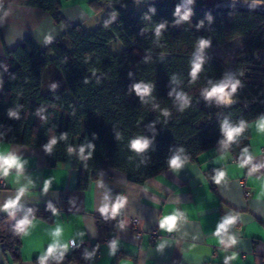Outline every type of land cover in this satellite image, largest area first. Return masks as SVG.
<instances>
[{
	"label": "trees",
	"instance_id": "obj_1",
	"mask_svg": "<svg viewBox=\"0 0 264 264\" xmlns=\"http://www.w3.org/2000/svg\"><path fill=\"white\" fill-rule=\"evenodd\" d=\"M62 1L69 0H0V23L7 8L18 5L41 9L55 24L66 28L61 39L45 48L26 38L0 56V140L41 148L49 167L69 160L77 170L78 189H86L101 170L107 169L121 171L129 181L144 184L169 170L167 161L180 148L187 162H196L201 153L220 144L225 139L221 131L225 118L238 125L241 119L250 124L264 116L262 84L250 78L259 69L241 57L244 52L264 47V9L194 0L189 6L193 11L190 19L176 23L175 8L184 0H89L94 12L101 11L104 4L107 7L99 24L87 30L64 19ZM161 23L165 27L158 37L155 28ZM235 37L246 38L247 44L244 51L235 53L233 63L226 65L211 55ZM201 38L210 39L211 44L204 50L205 63L193 80L191 62ZM112 41L122 43L120 52L110 50ZM47 67L60 75L59 88L48 90L43 85ZM226 74L241 81L233 97L237 101L225 106L206 100L202 92L209 87L208 81L216 83ZM137 83L152 88L143 100L134 90ZM181 92L189 97L183 109L177 101ZM251 96L259 102L244 107L243 97ZM10 110L18 112L19 119L10 117ZM62 135L66 139H60ZM139 135L151 141L142 154L128 147ZM53 137L57 144L47 153L44 145ZM85 144L93 145L92 157L86 162L79 158V148ZM69 147L74 149L71 154ZM245 147L250 153L249 127L228 149L239 161ZM88 151L85 148V155ZM110 193L113 198L118 195ZM51 213L47 208H34L36 218L46 221L51 220ZM122 219L123 208L116 219L96 216L98 239L106 238L110 243ZM13 224L8 215L0 217V243L10 264H22V234H16ZM124 254L118 249L116 258ZM38 260L34 258L32 263L38 264ZM60 264L94 262L86 259L77 245Z\"/></svg>",
	"mask_w": 264,
	"mask_h": 264
},
{
	"label": "crops",
	"instance_id": "obj_2",
	"mask_svg": "<svg viewBox=\"0 0 264 264\" xmlns=\"http://www.w3.org/2000/svg\"><path fill=\"white\" fill-rule=\"evenodd\" d=\"M106 7L104 4L101 11L94 12L89 0H69L62 1L61 13L72 25L85 27L92 21L97 26ZM65 32L66 28L55 24L45 11L11 5L0 23V56L26 38L45 48ZM46 36L52 37L50 42H45ZM61 83L60 75L52 67L43 70L46 89H55ZM259 119L249 124L250 154L254 159L248 169L240 167L239 161L220 143L201 153L196 162H186L178 171L169 169L144 184L129 181L121 171L107 169L101 170L84 190L77 188V170L69 160L49 167L41 148L0 140V153L12 152L27 161L20 176L15 169L8 176L0 173V205L30 180L34 186L23 197L25 208H47L51 202L59 213H51L50 221L36 218L29 234L21 235L22 264H33L32 260L39 258L52 243L51 233L57 226L63 229V242L74 240L75 245L94 246L98 239L94 219L101 216L98 209L105 191L126 197L122 219L126 226L123 230L118 226L115 237L118 249L125 254L120 258L110 255L109 243L104 242L99 245L101 256L94 264H224L226 256L234 257L229 264H264V167L251 171L253 165L264 164V133L255 127ZM218 168L227 172V182L219 185L212 179ZM47 179L52 184L45 193L43 184ZM177 210L184 215L177 218L173 230H161L159 221ZM228 212L238 217L231 226L238 244L225 249L214 231ZM6 215L0 211V217ZM133 220L137 221L136 227L132 226ZM154 228L157 235L151 238L149 232ZM137 231L141 232L139 238L135 237ZM77 232L84 236H77ZM165 240L164 248L159 249V243ZM74 248L70 246L65 256L71 255ZM0 264H10L1 243Z\"/></svg>",
	"mask_w": 264,
	"mask_h": 264
},
{
	"label": "clouds",
	"instance_id": "obj_3",
	"mask_svg": "<svg viewBox=\"0 0 264 264\" xmlns=\"http://www.w3.org/2000/svg\"><path fill=\"white\" fill-rule=\"evenodd\" d=\"M257 3L264 2V0H256ZM194 3V0H184V2L178 5L175 8L174 15L178 18L176 23H180L182 21H188L190 17L193 15L192 8L189 7ZM149 11L155 12V8H150ZM113 18H115V13L112 14ZM207 18L211 20V15L206 14ZM110 23V21L106 22ZM202 23V22H201ZM165 25L163 23L159 24L156 28V34L159 37L161 29H163ZM52 39L51 36L45 37V42H50ZM211 40L201 38L197 41L196 52L194 53V59L191 62V77L193 80L197 78V74L202 70V66L205 63L206 57L204 56V50L210 47ZM176 80V77L173 76V81ZM209 87L203 89L202 94L204 95L206 100L215 102L218 105H230L233 103V97L236 94L237 90L242 86L241 81L235 78L234 75L226 74L224 79L213 83L211 80L208 81ZM55 87V85H53ZM134 90L136 94L141 97L143 100L145 97L149 96L152 88L148 84L137 83L134 86ZM177 101L180 103L181 109L188 106L189 97L183 92L177 94ZM43 109H41L38 114L42 113ZM169 113L167 111L164 112V115L167 116ZM8 115L12 118L19 119L18 112L9 111ZM43 118V117H42ZM249 127L243 119H241L238 125H233L229 122L227 118H225L221 123V131L225 137L224 140L221 141V144L225 149H227L231 144L235 143L237 139L241 136L242 133L245 132L246 128ZM255 127L258 132L264 133V116L260 117L258 121L255 122ZM60 139H66V135H62ZM57 144V138L53 137L46 145H44V150L47 153H51L53 147ZM151 141L146 137L139 135L132 138L129 141L128 147L131 151L136 154L144 153L150 146ZM85 148H88L89 151L87 155H85ZM93 145L85 144L81 145L79 148V158L82 161H88L92 157ZM68 153L71 154L74 149L69 147L67 149ZM184 152L183 148H180L174 155H172L167 163L170 169L180 170L182 169L186 162L188 161V157L182 155ZM253 156L249 153V149L247 147L241 150L239 164L240 167H246L252 164ZM25 164H27L26 160H21V158L15 153L9 152L7 154L0 153V173L4 176H8L10 174V170L15 169L16 174L18 176L23 174ZM264 167V164L261 165H253L251 167L252 172H256L259 168ZM227 172L224 169L218 168L215 170V174L212 179L216 184H221L226 181ZM52 184L51 179H47L43 184V192L47 193L50 186ZM34 185L31 184L29 180L28 184H23L16 190V194L13 197H9L6 202L0 205V211L6 212L8 216L14 221L13 229L16 234L28 235L29 228L33 226V221L36 219V215L34 214V209L25 208L24 203H22L23 197L26 192L29 190V187ZM126 201V197L124 195H116L114 198L112 197L110 192L105 191L103 195V202L98 209V212L105 220L108 219H116L120 213V210L124 207ZM47 209L52 212V214L58 215V210L56 207L49 202L47 204ZM184 213L177 210L176 212L164 217L159 221V228L161 230H167L171 232L173 228L176 226L177 218L183 217ZM19 217V218H18ZM238 217L231 212L226 213L217 223V227L214 231V235L218 238L219 244L223 246L225 249L231 248L238 244L237 236L231 232V226H233ZM120 229L125 228V221L120 220L118 223ZM63 229L60 226H57L51 233L54 238L52 243H50L44 252L39 256L38 264H47L49 260L56 261V264H60V261L64 260L66 253L69 251L70 246H76L75 241L63 242L60 237L62 235ZM77 236L83 237V232H77ZM167 241H162L159 243L158 248L163 249ZM109 254L115 255L118 249V239H112L108 244ZM94 253L86 252L85 258L90 259ZM234 257L226 256L224 259V264H229V261Z\"/></svg>",
	"mask_w": 264,
	"mask_h": 264
},
{
	"label": "rangeland",
	"instance_id": "obj_4",
	"mask_svg": "<svg viewBox=\"0 0 264 264\" xmlns=\"http://www.w3.org/2000/svg\"><path fill=\"white\" fill-rule=\"evenodd\" d=\"M143 1H150V0H143ZM237 5L246 8L264 9V2L257 3L256 0H220L217 3V6H237ZM85 27L87 30H89V29H94L96 26L92 21H89L88 23H86ZM246 42L247 39L244 37H235L233 40L220 45L215 51L211 53V55L219 58L226 65H228L231 63L232 59H234L235 53L237 51L244 50ZM122 47L123 45L120 41H112L109 44L110 50L114 53L120 52ZM46 78L48 79L47 76ZM54 80L57 82L58 79L54 78ZM59 87L60 86L56 87L55 89Z\"/></svg>",
	"mask_w": 264,
	"mask_h": 264
},
{
	"label": "built area",
	"instance_id": "obj_5",
	"mask_svg": "<svg viewBox=\"0 0 264 264\" xmlns=\"http://www.w3.org/2000/svg\"><path fill=\"white\" fill-rule=\"evenodd\" d=\"M246 44H247V42H246ZM246 44H245V46H246ZM242 51H244V50H242ZM241 57H244L248 60L247 61L249 63L248 65H253L259 69V71L257 73H252L250 78L252 80L259 81L262 84V100H264V47L259 48V49H252L249 52H244L241 55ZM233 61H234V59H232L231 63H233ZM235 101H237V100L233 99V103ZM242 101H243V105L245 107L250 103L259 102V99L254 97V96H251L248 98L243 97ZM136 224H137V221L133 220L132 226L136 227ZM149 233L151 235V238H154L157 235V230L154 228ZM140 236H141V232L137 231L135 233V237L139 238ZM104 242H107L106 238H102V239L97 240V243H99V244L104 243ZM76 246H74V247H76ZM79 246H80L81 252L84 256H85L86 252L94 253L92 255V257L89 259L91 262L95 263L100 258L101 249L98 245L97 246H90L87 244H79Z\"/></svg>",
	"mask_w": 264,
	"mask_h": 264
},
{
	"label": "bare ground",
	"instance_id": "obj_6",
	"mask_svg": "<svg viewBox=\"0 0 264 264\" xmlns=\"http://www.w3.org/2000/svg\"><path fill=\"white\" fill-rule=\"evenodd\" d=\"M139 1V0H138Z\"/></svg>",
	"mask_w": 264,
	"mask_h": 264
}]
</instances>
